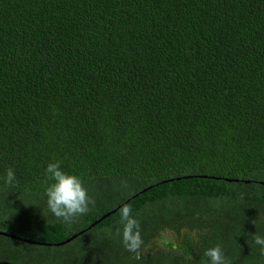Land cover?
<instances>
[{
  "label": "trees",
  "instance_id": "obj_1",
  "mask_svg": "<svg viewBox=\"0 0 264 264\" xmlns=\"http://www.w3.org/2000/svg\"><path fill=\"white\" fill-rule=\"evenodd\" d=\"M53 161L95 200L71 224ZM0 232L12 264H264V0H0Z\"/></svg>",
  "mask_w": 264,
  "mask_h": 264
},
{
  "label": "clouds",
  "instance_id": "obj_2",
  "mask_svg": "<svg viewBox=\"0 0 264 264\" xmlns=\"http://www.w3.org/2000/svg\"><path fill=\"white\" fill-rule=\"evenodd\" d=\"M45 174L51 181L45 189L47 206L56 218L71 224L78 216L87 214L90 211V205L95 206V200L89 196L80 177L65 172L59 161L48 163ZM14 181L15 173L9 168L6 173L5 184L12 185ZM125 186H127L126 182ZM119 214L120 224L123 227L122 233L120 229H117V235H122L123 246L128 252L134 255L139 254L144 243L140 221L133 217L131 206L128 204L120 207ZM253 239L257 245L262 246L261 251L264 254V237L255 234ZM204 254L210 258L211 264H229L220 245L207 249Z\"/></svg>",
  "mask_w": 264,
  "mask_h": 264
},
{
  "label": "water",
  "instance_id": "obj_3",
  "mask_svg": "<svg viewBox=\"0 0 264 264\" xmlns=\"http://www.w3.org/2000/svg\"><path fill=\"white\" fill-rule=\"evenodd\" d=\"M212 178H213V177H212ZM225 180H227V181H231L232 179H230V178H225ZM145 189H146V188H145ZM145 189H144V190H145ZM115 210H116V209H112L111 211L105 213V214L103 215V217H107L109 214L113 213ZM101 219H102V218H101ZM97 221H98V220H97ZM93 225H94V223H92V224H91L90 226H88L87 228H84V229L80 230L79 232L74 233L73 235H71V236H69L68 238L62 240V241L59 242L58 244H63V243L69 242L70 240H72L73 238H75L76 236H78V235L81 234L83 231H85L86 229L90 228V227L93 226ZM186 232H187L186 230H183V233H184V234H186ZM0 234H2V235H7V236H11V237H15V236H13V235H9V234H6V233H4V232H0ZM154 241H155V240H153V241L151 242V246H153V247L158 246V245H159L158 243H157V244H153ZM0 264H12V263L7 262V261H0Z\"/></svg>",
  "mask_w": 264,
  "mask_h": 264
},
{
  "label": "crops",
  "instance_id": "obj_4",
  "mask_svg": "<svg viewBox=\"0 0 264 264\" xmlns=\"http://www.w3.org/2000/svg\"><path fill=\"white\" fill-rule=\"evenodd\" d=\"M183 234H184V233H183ZM172 235H174V234H173V233L170 234V233L166 232L165 235H164V238H162V239H168V238H169L170 236H172ZM154 240H155V239H154ZM154 242H155V241H154ZM154 242H153V243H154ZM157 243L159 244V242H157ZM158 246H160V244H159ZM158 246H157V247H158Z\"/></svg>",
  "mask_w": 264,
  "mask_h": 264
}]
</instances>
